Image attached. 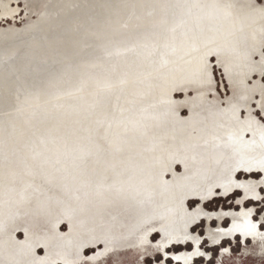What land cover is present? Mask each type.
<instances>
[{"label": "bare ground", "instance_id": "6f19581e", "mask_svg": "<svg viewBox=\"0 0 264 264\" xmlns=\"http://www.w3.org/2000/svg\"><path fill=\"white\" fill-rule=\"evenodd\" d=\"M165 2L170 42L146 63L141 75L154 76L139 83L140 93L100 97L101 111L77 139L63 130H42L25 144L0 147V264H145L171 245L198 244L189 231L207 211L188 212V200L231 191L241 168L264 175V132L240 116L250 89H240L219 110L201 106L192 120L174 118L162 105L177 85L204 89L202 73L212 57L226 58L228 74L243 86L255 71L257 35L264 37V6L249 0ZM126 4L152 10L150 0ZM59 21L65 27V18ZM3 92L0 103L12 111V121V93ZM228 217L230 227L210 241L239 233L253 242L240 257L222 254L218 264H264V232L256 226L249 232L247 225L254 224L244 213ZM63 222L66 233L59 231ZM157 232L161 238L151 243ZM97 243L102 250L84 256L85 246ZM39 247L45 257L35 256Z\"/></svg>", "mask_w": 264, "mask_h": 264}, {"label": "rangeland", "instance_id": "374dc122", "mask_svg": "<svg viewBox=\"0 0 264 264\" xmlns=\"http://www.w3.org/2000/svg\"><path fill=\"white\" fill-rule=\"evenodd\" d=\"M126 1L0 0V22L4 20L0 23V91L12 93L8 98L10 102L13 98L16 115L9 121L12 111L0 103V147L25 144L31 134L42 130H63L77 139L81 135L79 129L86 128L101 111L100 97L119 96L122 91L135 93L140 82L151 81L153 72L141 73L157 55L158 48L170 42L164 29L167 3L150 0L152 10L148 11L147 4L132 10ZM249 2L264 6L263 0ZM64 18L65 27H61L64 24L59 19ZM257 36L251 51L255 71L242 80L243 86L228 74L226 58L212 57L202 73L204 89L177 85L163 107L174 118L192 120L200 116L196 110L201 106L211 103L219 110L240 89H250L251 99L247 109L241 111V120L253 119L254 125L264 132V37ZM208 117L213 119L210 112ZM174 170L176 174L183 171L178 164ZM166 178L169 180L171 175ZM234 182L236 186L231 191L221 193L218 189L212 198L186 202L188 212L207 211L206 218L189 231L198 241L196 246L189 241L174 244L166 248L165 254L146 258L144 263L218 264L224 253L227 257H240L245 248L251 249L252 238H243L239 233L233 239L210 241L230 227L228 215L244 213L264 232V175L256 169L241 168L236 170ZM59 231L68 232L65 222ZM23 237V232L18 231L17 240ZM160 238V233H154L151 243ZM97 244L93 248L85 246L84 256L91 257L102 250L101 243ZM44 253L39 247L35 256L42 258Z\"/></svg>", "mask_w": 264, "mask_h": 264}, {"label": "snow or ice", "instance_id": "6c2138e0", "mask_svg": "<svg viewBox=\"0 0 264 264\" xmlns=\"http://www.w3.org/2000/svg\"><path fill=\"white\" fill-rule=\"evenodd\" d=\"M254 228H255V225H252L250 223L247 225V229L249 232H251Z\"/></svg>", "mask_w": 264, "mask_h": 264}, {"label": "crops", "instance_id": "0c3cea01", "mask_svg": "<svg viewBox=\"0 0 264 264\" xmlns=\"http://www.w3.org/2000/svg\"><path fill=\"white\" fill-rule=\"evenodd\" d=\"M254 224V223H253ZM255 225V224H254ZM256 226V225H255ZM257 227V226H256ZM258 229V228H257Z\"/></svg>", "mask_w": 264, "mask_h": 264}]
</instances>
